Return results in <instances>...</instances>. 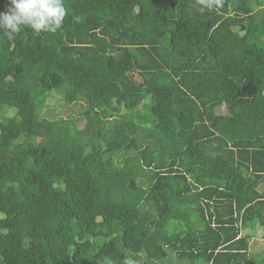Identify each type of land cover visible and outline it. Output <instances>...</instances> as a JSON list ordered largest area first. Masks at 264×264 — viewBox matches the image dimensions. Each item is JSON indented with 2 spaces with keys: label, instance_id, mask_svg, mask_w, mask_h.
Masks as SVG:
<instances>
[{
  "label": "trees",
  "instance_id": "obj_1",
  "mask_svg": "<svg viewBox=\"0 0 264 264\" xmlns=\"http://www.w3.org/2000/svg\"><path fill=\"white\" fill-rule=\"evenodd\" d=\"M65 6L0 30V264H264V0Z\"/></svg>",
  "mask_w": 264,
  "mask_h": 264
},
{
  "label": "clouds",
  "instance_id": "obj_2",
  "mask_svg": "<svg viewBox=\"0 0 264 264\" xmlns=\"http://www.w3.org/2000/svg\"><path fill=\"white\" fill-rule=\"evenodd\" d=\"M68 9L65 0H8L6 11H0V30L8 39H14L22 27L35 32H56L63 23ZM126 264H132L126 261Z\"/></svg>",
  "mask_w": 264,
  "mask_h": 264
},
{
  "label": "rangeland",
  "instance_id": "obj_3",
  "mask_svg": "<svg viewBox=\"0 0 264 264\" xmlns=\"http://www.w3.org/2000/svg\"><path fill=\"white\" fill-rule=\"evenodd\" d=\"M130 80L127 78L128 84L135 87L138 86V82H136L137 80V75H135L134 73H130ZM72 108V106H71ZM65 109V108H61L58 107L55 110V113H51V118H56L57 116H60V114L64 115L65 113H71L72 115H76L77 114V110H75L74 108L72 109ZM223 113L226 112L225 107L222 108ZM44 113V111H43ZM141 182L143 183V185L145 186L146 184V180H141ZM262 248H264V244H263V240L261 239H254L251 243V248H250V253L252 255H254L255 253L259 252ZM161 264H186L185 262H182L180 260L177 259V257L171 252L170 253V261L169 262H162Z\"/></svg>",
  "mask_w": 264,
  "mask_h": 264
}]
</instances>
